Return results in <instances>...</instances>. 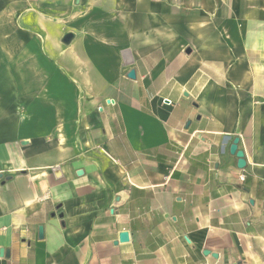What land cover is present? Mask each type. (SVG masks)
Wrapping results in <instances>:
<instances>
[{
  "label": "crops",
  "instance_id": "0c3cea01",
  "mask_svg": "<svg viewBox=\"0 0 264 264\" xmlns=\"http://www.w3.org/2000/svg\"><path fill=\"white\" fill-rule=\"evenodd\" d=\"M0 264H264V0H0Z\"/></svg>",
  "mask_w": 264,
  "mask_h": 264
},
{
  "label": "water",
  "instance_id": "95a60500",
  "mask_svg": "<svg viewBox=\"0 0 264 264\" xmlns=\"http://www.w3.org/2000/svg\"><path fill=\"white\" fill-rule=\"evenodd\" d=\"M68 38H69V35L65 36L64 40L67 41ZM127 76L129 78H134V71L130 70L127 73ZM237 142H238L237 137L232 140V143L229 146V152L237 157V166L239 168H243L245 165V160L243 158V152L241 150L237 149ZM39 235L41 236V228H39ZM127 238H128L127 232L124 231V232L119 233V240L120 241H126Z\"/></svg>",
  "mask_w": 264,
  "mask_h": 264
},
{
  "label": "built area",
  "instance_id": "2783aa9c",
  "mask_svg": "<svg viewBox=\"0 0 264 264\" xmlns=\"http://www.w3.org/2000/svg\"><path fill=\"white\" fill-rule=\"evenodd\" d=\"M240 179L243 180L244 179V176L243 175H240Z\"/></svg>",
  "mask_w": 264,
  "mask_h": 264
}]
</instances>
